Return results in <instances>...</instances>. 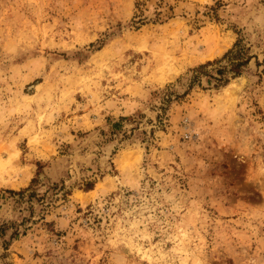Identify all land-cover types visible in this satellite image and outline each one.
<instances>
[{
  "label": "rangeland",
  "instance_id": "374dc122",
  "mask_svg": "<svg viewBox=\"0 0 264 264\" xmlns=\"http://www.w3.org/2000/svg\"><path fill=\"white\" fill-rule=\"evenodd\" d=\"M0 264H264V0H0Z\"/></svg>",
  "mask_w": 264,
  "mask_h": 264
},
{
  "label": "trees",
  "instance_id": "16d2710c",
  "mask_svg": "<svg viewBox=\"0 0 264 264\" xmlns=\"http://www.w3.org/2000/svg\"><path fill=\"white\" fill-rule=\"evenodd\" d=\"M238 34L239 38L236 39L232 47L227 50L221 58L207 61L191 70L193 74L190 79V85L199 84L201 78L206 76L208 77V82L213 80L214 86L221 87L228 83L231 76H239L242 73L243 69L248 65L251 55H249V48L243 42L242 36L240 33ZM223 60L227 62L224 65L221 64ZM215 64L217 65L216 67L208 69L209 66ZM34 181H36V178L32 179V182ZM92 187L93 184L89 183L86 185V190H90ZM26 190H28V188L23 191Z\"/></svg>",
  "mask_w": 264,
  "mask_h": 264
}]
</instances>
